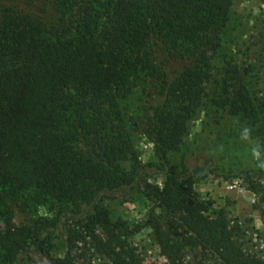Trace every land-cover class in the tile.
I'll use <instances>...</instances> for the list:
<instances>
[{
	"label": "trees",
	"instance_id": "1",
	"mask_svg": "<svg viewBox=\"0 0 264 264\" xmlns=\"http://www.w3.org/2000/svg\"><path fill=\"white\" fill-rule=\"evenodd\" d=\"M233 1L0 0V264L51 257L58 239L55 263L77 264L81 233L114 264H144L127 223L102 208L140 186L167 264H186L198 248L222 264H264L233 238L226 213L199 198L204 168L169 162L203 106L264 138V98L227 45ZM171 61L182 68L167 71ZM151 94L159 103L143 132L156 162L143 166L126 102ZM18 214L30 218L16 223Z\"/></svg>",
	"mask_w": 264,
	"mask_h": 264
},
{
	"label": "rangeland",
	"instance_id": "2",
	"mask_svg": "<svg viewBox=\"0 0 264 264\" xmlns=\"http://www.w3.org/2000/svg\"><path fill=\"white\" fill-rule=\"evenodd\" d=\"M229 33L227 45L248 69L247 82L251 91L257 98H264V0H234ZM158 58L164 60L162 52H158ZM165 65L167 71L172 73L180 70L183 63L171 61ZM158 103L159 99L152 94L137 95L126 102L134 149L143 166L156 162L153 145L143 130L146 118ZM242 126L226 112L203 106L190 122L183 145L171 154L169 162L172 168H181L183 165L187 168H204L205 178L194 186L199 198L208 202L213 211L223 210L237 243L246 252L264 261V170L255 167L250 145L240 140ZM259 139L264 142V138ZM156 180L161 186L162 177ZM253 186L257 188L256 193L250 191ZM151 206L142 186L137 193L121 194L102 204L112 222L127 223V242L140 255L144 264H167L147 223ZM36 215H45V210L39 209ZM28 218V214H18L15 220L20 223ZM98 234L96 231L95 236ZM78 236L81 238L78 247L84 249L76 250L77 264H114L106 256L95 252L91 236L82 233ZM64 253L65 241L58 239L51 257L33 253L23 260V264H56L55 260ZM185 261L186 264H222L211 251L200 248L188 251Z\"/></svg>",
	"mask_w": 264,
	"mask_h": 264
},
{
	"label": "clouds",
	"instance_id": "3",
	"mask_svg": "<svg viewBox=\"0 0 264 264\" xmlns=\"http://www.w3.org/2000/svg\"><path fill=\"white\" fill-rule=\"evenodd\" d=\"M253 127L251 125H243L240 132V140L250 145V154L255 162V167L264 170V142L259 137L253 136Z\"/></svg>",
	"mask_w": 264,
	"mask_h": 264
}]
</instances>
